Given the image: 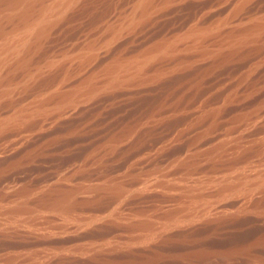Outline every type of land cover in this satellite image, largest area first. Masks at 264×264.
I'll list each match as a JSON object with an SVG mask.
<instances>
[{"label":"rangeland","instance_id":"obj_1","mask_svg":"<svg viewBox=\"0 0 264 264\" xmlns=\"http://www.w3.org/2000/svg\"><path fill=\"white\" fill-rule=\"evenodd\" d=\"M140 1L0 71V264H264V0Z\"/></svg>","mask_w":264,"mask_h":264},{"label":"bare ground","instance_id":"obj_2","mask_svg":"<svg viewBox=\"0 0 264 264\" xmlns=\"http://www.w3.org/2000/svg\"><path fill=\"white\" fill-rule=\"evenodd\" d=\"M21 1V0H20ZM24 1V0H23ZM31 1L32 3V0H29ZM35 0H33V3H34ZM41 1V0H40ZM44 1V4L42 5L41 3H37L38 6H40L39 4H41V6L37 7V4H36V10L35 11L33 10V6H32V9L31 7H29L30 5L27 4L25 5L24 7L26 9H20L21 11L17 12L16 15H18L16 18L17 21H14L15 23H13V20H12V26H10L7 31H4L1 29L0 27V71L2 69H4V67H8L9 65H14L16 66V64L18 63L17 61L21 59V56H22V59L26 56H24L23 54L26 53V51L29 49L31 50L34 46H31V45H34L36 43L39 42V40H41L47 33L48 31L50 30V28L52 27V25L56 24L59 20H61V18L64 16V14L66 13V11L69 10V8H71L72 6H74L79 0H48V3H45V0ZM19 2V0L17 1ZM39 2V1H37ZM42 2V1H41ZM24 3H27V2H24ZM30 3V4H31ZM43 3V2H42ZM138 3V2H137ZM136 3V7H134V11L132 10V15H131V23L133 24L134 22L137 23L138 21L137 20V16H143L142 14H146V10L144 9V6L141 4L142 3V0L140 1V3H138L137 5ZM143 3L145 4L144 0H143ZM16 4V2L14 3ZM19 4V3H18ZM21 4V2H20ZM35 6V4H33ZM148 5V3H147ZM146 5V6H147ZM15 6V5H14ZM14 6L12 7L14 9ZM18 6H16L17 8ZM15 8V9H16ZM29 8V10H28ZM149 8V7H148ZM11 9V8H10ZM7 10H8V7H7ZM33 11L32 13H30V11ZM145 11V12H144ZM13 12V11H12ZM3 13V12H2ZM148 13V12H147ZM5 14V13H4ZM9 14V15H8ZM6 15L10 16V13H8ZM12 14V13H11ZM139 14V15H138ZM141 14V15H140ZM5 16V15H4ZM3 16V17H4ZM13 16V15H12ZM145 17V15H144ZM143 18V17H142ZM2 19V18H1ZM14 19V18H13ZM15 19V20H16ZM136 19V20H135ZM141 19V18H140ZM3 20V19H2ZM8 20V19H7ZM129 20V19H127ZM130 23V21H128ZM127 22V23H128ZM125 23V22H124ZM123 23V24H124ZM126 23V24H127ZM130 23V25H131ZM1 26L4 25L2 23H0ZM10 24V25H11ZM122 25V24H121ZM4 27V26H3ZM126 27V25H125ZM128 27V26H127ZM131 28V27H130ZM5 29V28H4ZM126 29V28H124ZM123 30V28H122ZM118 31V30H117ZM121 31V29L119 30ZM32 48H31V47ZM31 48V49H30ZM155 49V48H154ZM29 50L27 51V53L29 52ZM157 51V50H156ZM162 51V49H161ZM158 53V51H157ZM142 55V54H141ZM145 55V54H144ZM24 56V57H23ZM28 56V55H27ZM84 56V55H83ZM90 56V55H89ZM148 57V56H147ZM151 57V56H150ZM26 58V57H25ZM88 58V57H87ZM141 59V58H140ZM148 59V58H147ZM144 60V59H143ZM25 59H23L22 62H24ZM140 61V60H139ZM21 62V63H22ZM127 62V61H126ZM132 62V61H131ZM124 63V62H123ZM120 64V63H119ZM138 64V63H137ZM129 65V64H128ZM132 65V63H131ZM18 66V64H17ZM120 66V65H119ZM139 66V65H138ZM11 67V66H9ZM8 67V68H9ZM122 67V66H120ZM124 67V66H123ZM122 67V69H123ZM126 68H128L127 66H125ZM124 67V68H125ZM130 67V65H129ZM8 68L6 70H8ZM13 68V67H12ZM116 68V67H115ZM125 68V70H126ZM132 67H130L131 69ZM107 69V68H106ZM119 69V68H118ZM134 69V68H133ZM112 70V69H111ZM115 70V69H114ZM120 70V69H119ZM118 70V71H119ZM124 70V69H123ZM107 71V70H106ZM110 71V70H109ZM127 71V70H126ZM129 72L131 70H128ZM134 71V70H133ZM114 72V71H113ZM2 73V72H1ZM0 73V74H1ZM115 73V72H114ZM116 73H119V72H116ZM125 73V72H124ZM131 73V72H130ZM130 73H128L130 75ZM122 74V73H121ZM127 74V73H126ZM132 74V73H131ZM120 75V74H119ZM125 74H123L124 76ZM1 76V75H0ZM106 77V76H105ZM115 77L118 78V74H114L112 75L111 73L107 74V78L106 81H105V84H111V82L115 79ZM118 81V80H116ZM85 87V85L83 86ZM78 88V87H77ZM80 88V87H79ZM74 92V91H73ZM76 93V92H75ZM68 94V92H67ZM66 94V95H67ZM73 96V95H72ZM74 98V97H73ZM72 100V99H71ZM69 101V100H68ZM24 111V110H23ZM23 114V113H22ZM21 114V116H22ZM27 114V113H26ZM20 114H18L19 116ZM23 118V117H22ZM5 123V122H4ZM3 123L0 122V126H2ZM230 186H228L229 188ZM227 188V187H226ZM224 189V188H223ZM224 193V191H223ZM14 218V217H13ZM16 219V217H15ZM157 225V224H155ZM148 227V226H147ZM154 229V227L152 228ZM150 230V229H149ZM148 230V231H149ZM155 231V230H153ZM145 232V231H144ZM151 234V233H150ZM152 235V234H151Z\"/></svg>","mask_w":264,"mask_h":264}]
</instances>
